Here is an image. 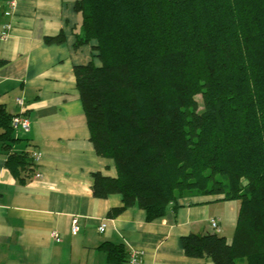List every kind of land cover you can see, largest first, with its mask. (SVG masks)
I'll list each match as a JSON object with an SVG mask.
<instances>
[{
	"label": "trees",
	"instance_id": "16d2710c",
	"mask_svg": "<svg viewBox=\"0 0 264 264\" xmlns=\"http://www.w3.org/2000/svg\"><path fill=\"white\" fill-rule=\"evenodd\" d=\"M74 9L75 47L90 44L99 61L74 67L76 89L94 151L116 172L91 174L93 197L118 195L148 222L186 198L236 201L230 241L191 234L181 247L214 264H264V0H78ZM14 116L0 105L5 166L23 185L38 167L11 150ZM103 250L127 264L122 245Z\"/></svg>",
	"mask_w": 264,
	"mask_h": 264
},
{
	"label": "crops",
	"instance_id": "0c3cea01",
	"mask_svg": "<svg viewBox=\"0 0 264 264\" xmlns=\"http://www.w3.org/2000/svg\"><path fill=\"white\" fill-rule=\"evenodd\" d=\"M77 1L0 0V32L11 27L0 38V105L18 115L15 101H24L29 130H14L11 150L38 154L40 174L19 184L5 166L0 144V264H110L104 244L122 245L128 256L141 252L139 264H214L186 256L180 239L215 232L230 241L236 201L186 198L148 222L139 207L123 209L118 195L93 197L91 174L115 177L116 172L111 160L94 151L76 89L74 67L91 60L99 64L90 44L75 47ZM114 211L120 213L109 217ZM102 223L106 228L100 233Z\"/></svg>",
	"mask_w": 264,
	"mask_h": 264
},
{
	"label": "built area",
	"instance_id": "2783aa9c",
	"mask_svg": "<svg viewBox=\"0 0 264 264\" xmlns=\"http://www.w3.org/2000/svg\"><path fill=\"white\" fill-rule=\"evenodd\" d=\"M14 3V2H13ZM11 29L10 25H4L1 29L0 32V38H5L8 35V31ZM15 103L20 107L21 112L18 115H15L12 118V122L11 125L13 127L14 130L17 131H23V132H27L29 130V119L28 117L25 115V107H24V101L21 98H17ZM33 157L35 159V163L38 161L39 159V155L38 154H33ZM35 177H40V174L37 173L35 175ZM211 226L213 229H218V221H216V219H211ZM106 224L102 223L101 225L98 226V231L100 233H102L106 226ZM71 230L72 233H76L78 231V219L76 217H74L72 219V223H71ZM57 235H54V238ZM142 260V253L141 252H137L134 251L130 254L127 264H139Z\"/></svg>",
	"mask_w": 264,
	"mask_h": 264
}]
</instances>
